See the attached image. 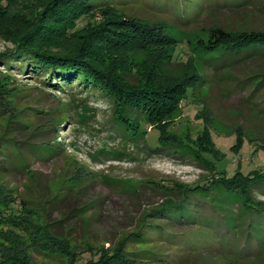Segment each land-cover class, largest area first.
Masks as SVG:
<instances>
[{
	"label": "rangeland",
	"instance_id": "rangeland-1",
	"mask_svg": "<svg viewBox=\"0 0 264 264\" xmlns=\"http://www.w3.org/2000/svg\"><path fill=\"white\" fill-rule=\"evenodd\" d=\"M121 1L115 15L147 21L170 38L161 57L153 48L125 58L134 67L151 68L160 85L191 83L185 101L165 123L182 142L207 132L214 151L202 155L215 170L172 146L157 149L156 128L144 126V136L124 138L113 122L112 104L95 91L77 86L54 90L12 71L0 105V167L6 166L0 168V185L24 199L28 230L0 225V249L4 255H26L30 264H71L87 259L88 250L109 249L145 223L148 230L157 226L156 234L148 233L155 235L151 248L173 264H264V213L245 211L239 194L211 187L215 171L230 176L236 169L264 170V118L246 101L249 88H235L243 74L264 67V60L215 70L207 63L211 50L205 47L215 26L232 33L264 31V0L246 5ZM31 5V0H0L7 12L0 17V51L11 45L10 29L20 24L12 15H28ZM39 143L59 153L43 161L29 157L38 155L33 144ZM21 159L30 165L27 171ZM196 185L211 188L206 193L184 190ZM253 195L264 200L261 187ZM166 202L179 205L153 211ZM59 220L55 242L34 240L36 227L45 230L47 223Z\"/></svg>",
	"mask_w": 264,
	"mask_h": 264
},
{
	"label": "trees",
	"instance_id": "trees-1",
	"mask_svg": "<svg viewBox=\"0 0 264 264\" xmlns=\"http://www.w3.org/2000/svg\"><path fill=\"white\" fill-rule=\"evenodd\" d=\"M228 1L231 5H246L249 0ZM119 3L122 4V1L31 0L28 15H12L20 24L13 31L10 29L7 39L11 45L0 51V105L3 99L6 100L5 86H8L7 78L12 71H18L54 90H73L74 86L79 90L90 89L91 93H99L112 104L113 122L116 127L122 128L120 133L124 138L144 136V126L156 128L159 130L157 149L172 146L180 155L198 159L200 164L203 163L202 166L214 172L215 167L202 155L205 150L214 151L207 132L198 134L195 140L182 142L169 129L170 123H165L177 106L185 101L184 94L192 86L191 83L183 79L177 83L160 85L151 68L134 67L125 58L127 53H149L153 48H156L153 52L161 57L165 46L171 44L170 38L147 21L135 16L115 15V4ZM2 8L0 6V17L3 19L7 12ZM97 11L101 14L100 18L93 15ZM82 20H85L82 26L77 27ZM72 40L74 42H70ZM205 47L211 50L207 63L215 70L244 65L257 57L264 60V31L232 33L215 26L210 29ZM2 70L7 73L4 75ZM235 88L239 92L249 88L246 101H252L251 104L258 108L264 118V67L259 65L243 74ZM260 95L263 98L258 100ZM33 146L38 155L30 153L29 157L34 156L41 161L59 153L58 148L49 144ZM7 157L11 159L9 154ZM21 165L23 172L30 167L26 161ZM5 167L1 165L0 168ZM215 172L217 174L214 175L211 187L218 185L228 192L239 194L240 204L245 211L264 213V200H258L253 195L258 187L264 193V170L252 169L243 173L236 169L230 176L221 171ZM211 187L196 185L185 187L184 190L206 193ZM169 203L153 211L160 214L166 208L170 210L179 205L176 202L167 207ZM24 205V199L16 190L0 185V225L3 228L28 230ZM61 221L47 223L45 230L36 227L32 232L34 240L45 244L48 241L55 242L54 230L59 228ZM156 229L157 226H153L148 230L146 224L141 223L116 245L109 249L102 247L88 250L87 259L79 262L74 259L71 264H173L174 260L162 257L151 248L156 242L155 235L148 233L156 234ZM0 264L30 263L26 255L16 252L4 255L0 249Z\"/></svg>",
	"mask_w": 264,
	"mask_h": 264
}]
</instances>
